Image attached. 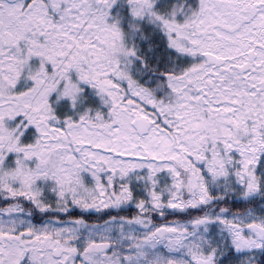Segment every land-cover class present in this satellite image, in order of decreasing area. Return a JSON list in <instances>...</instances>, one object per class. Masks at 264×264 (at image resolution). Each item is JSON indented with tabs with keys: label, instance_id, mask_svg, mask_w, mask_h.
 <instances>
[{
	"label": "snow or ice",
	"instance_id": "snow-or-ice-1",
	"mask_svg": "<svg viewBox=\"0 0 264 264\" xmlns=\"http://www.w3.org/2000/svg\"><path fill=\"white\" fill-rule=\"evenodd\" d=\"M0 264H264V0H0Z\"/></svg>",
	"mask_w": 264,
	"mask_h": 264
}]
</instances>
